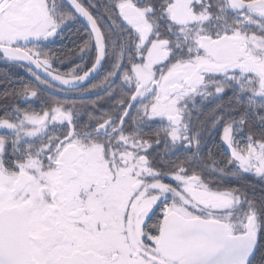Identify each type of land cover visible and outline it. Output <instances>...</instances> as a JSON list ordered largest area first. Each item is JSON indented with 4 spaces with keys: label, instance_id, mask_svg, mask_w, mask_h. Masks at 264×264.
I'll return each instance as SVG.
<instances>
[{
    "label": "snow or ice",
    "instance_id": "obj_1",
    "mask_svg": "<svg viewBox=\"0 0 264 264\" xmlns=\"http://www.w3.org/2000/svg\"><path fill=\"white\" fill-rule=\"evenodd\" d=\"M0 264H264V0H0Z\"/></svg>",
    "mask_w": 264,
    "mask_h": 264
},
{
    "label": "flooded vegetation",
    "instance_id": "obj_2",
    "mask_svg": "<svg viewBox=\"0 0 264 264\" xmlns=\"http://www.w3.org/2000/svg\"><path fill=\"white\" fill-rule=\"evenodd\" d=\"M65 41H67V46L70 47L71 44L76 43L78 40V37H70V36H65ZM63 43V41H61ZM73 46V45H72Z\"/></svg>",
    "mask_w": 264,
    "mask_h": 264
},
{
    "label": "trees",
    "instance_id": "obj_3",
    "mask_svg": "<svg viewBox=\"0 0 264 264\" xmlns=\"http://www.w3.org/2000/svg\"><path fill=\"white\" fill-rule=\"evenodd\" d=\"M73 44H74V43H73ZM73 44H71V46H70L69 48H71Z\"/></svg>",
    "mask_w": 264,
    "mask_h": 264
}]
</instances>
